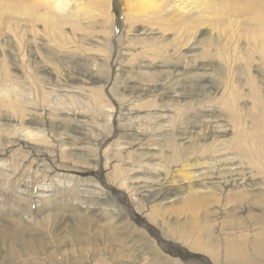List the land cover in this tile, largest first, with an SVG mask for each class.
I'll return each mask as SVG.
<instances>
[{
  "label": "rangeland",
  "instance_id": "rangeland-1",
  "mask_svg": "<svg viewBox=\"0 0 264 264\" xmlns=\"http://www.w3.org/2000/svg\"><path fill=\"white\" fill-rule=\"evenodd\" d=\"M115 1L0 0V264H264V11Z\"/></svg>",
  "mask_w": 264,
  "mask_h": 264
},
{
  "label": "bare ground",
  "instance_id": "bare-ground-1",
  "mask_svg": "<svg viewBox=\"0 0 264 264\" xmlns=\"http://www.w3.org/2000/svg\"><path fill=\"white\" fill-rule=\"evenodd\" d=\"M48 2H52L54 5V14L50 15L49 14V17L50 18H56V17H64V14L67 13V10L69 9L70 7V2L72 0H47ZM122 1V2H121ZM127 0H120V1H115L116 4L118 5H124L125 3H128L126 2ZM136 2H139V4H137L136 2H132L130 4L134 5V4H137V5H141L140 7H143L145 8V10H147L148 8H153V7H159L161 6L160 5V0H135ZM164 1V0H161V2ZM129 4V6H130ZM234 4L235 6H241L243 7L244 9L247 8L248 9H252L251 10V14H260L261 12L264 11V9H259L258 7H256L255 5L253 4H245V3H239V2H232L231 0H175L174 1V4L172 5V9L173 7H176L177 9H179L180 12L182 13H191L193 12V10L195 9H207V10H211V11H217L219 15H223V12L224 10L229 7L230 5ZM131 5V6H132ZM111 7H112V4H111ZM124 7V6H123ZM122 8V7H120ZM134 8V7H133ZM125 9V8H124ZM123 9V10H124ZM249 10V11H250ZM52 12V10H50ZM110 12L109 13H112L113 11L112 10H109ZM253 11V12H252ZM135 13V12H134ZM124 14V13H123ZM67 16V15H66ZM111 14L108 15V17H110ZM124 16V15H123ZM126 16V15H125ZM112 18V17H111ZM251 18V17H250ZM68 116V115H67ZM23 130H25V133H23V135H26V136H29L30 132L27 128H23ZM22 130V132H23ZM134 130V129H133ZM222 130H225L222 129ZM224 132V131H223ZM32 133V132H31ZM134 135H137L138 138L141 137L142 132L139 131V130H134V132L132 133ZM26 139V138H25ZM180 144V143H179ZM178 148V147H177ZM177 148H174V150L172 151V153L170 154V159L172 161H177L179 159V155H180V152L177 150ZM149 149V148H148ZM227 162H229L230 166H236L235 164H237L238 161H236L234 159V157H231L229 156L228 159H227ZM170 163V162H169ZM205 163L201 160H195V161H187V162H184V164L182 165L181 169L183 170V172L187 171V172H191L192 169H197V167H201L202 164ZM239 163V162H238ZM2 164V163H0ZM4 164V163H3ZM154 166H160L161 165V161L160 162H154L153 163ZM224 164V163H223ZM208 166L213 169V167L210 165V163H208ZM203 167V166H202ZM220 167V166H219ZM164 168V167H163ZM161 170V169H160ZM205 169L202 170V172L204 171ZM185 175V174H184ZM126 181V180H124ZM105 184H108V182L106 183V181H104ZM127 184V182H126ZM46 185V184H44ZM123 185V184H122ZM125 185V184H124ZM51 188V187H50ZM127 189V188H126ZM117 198H120L121 202H125L126 203V199H125V195L123 194V192H117L116 194ZM245 196L241 197V198H244ZM255 197V195L253 196ZM264 200H260L259 203H257L263 210V206H264ZM124 203V204H125ZM126 206V205H125ZM253 216V215H251ZM256 221H263L262 219H260L258 216H254ZM142 217H139L138 219L145 224L144 220L141 219ZM147 225V224H145ZM261 232H257L255 234V236L257 235H260ZM165 246V245H164ZM178 251V250H177ZM182 255V253H180ZM184 254H191V252H185ZM218 256V254H215ZM228 256V255H227ZM186 258L189 259V262H191L192 264H212L209 262L208 258L206 257V254L202 255V256H198V255H188V256H185Z\"/></svg>",
  "mask_w": 264,
  "mask_h": 264
}]
</instances>
